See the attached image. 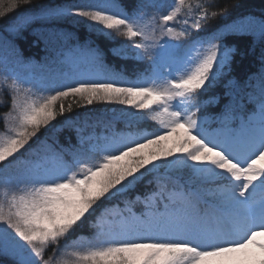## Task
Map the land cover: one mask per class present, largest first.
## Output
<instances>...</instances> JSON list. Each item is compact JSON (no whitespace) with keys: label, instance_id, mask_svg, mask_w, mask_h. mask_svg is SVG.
Returning <instances> with one entry per match:
<instances>
[{"label":"snow or ice","instance_id":"obj_1","mask_svg":"<svg viewBox=\"0 0 264 264\" xmlns=\"http://www.w3.org/2000/svg\"><path fill=\"white\" fill-rule=\"evenodd\" d=\"M26 5L33 0H0V19L20 10L0 34V92L10 96L0 116V257L12 264H264V47L259 70L240 82L229 78L236 48L225 42L247 33L264 45V19L205 31L226 13L213 10L214 0H136L130 11L119 0ZM60 21L110 41L114 59L147 64L128 81L99 45L86 39L67 48L76 37ZM32 23L50 24L33 34L59 45L53 66L39 73L15 43ZM220 84L222 104L214 91ZM94 103L127 106L122 116L159 128L116 131L110 121L104 134H85L94 126L72 114ZM209 106L219 111L209 114ZM66 129L75 145L51 136L30 144ZM174 170H186L184 183ZM145 180L155 189L121 207L119 198ZM85 226L91 235H77Z\"/></svg>","mask_w":264,"mask_h":264},{"label":"trees","instance_id":"obj_2","mask_svg":"<svg viewBox=\"0 0 264 264\" xmlns=\"http://www.w3.org/2000/svg\"><path fill=\"white\" fill-rule=\"evenodd\" d=\"M89 0H33V5H26L25 8H30L37 4H72V3H88ZM119 2L123 3L128 10H131V5L136 2V0H119ZM165 3H168L169 0H164ZM226 9V13L224 17L217 18L215 20L210 21L208 24L204 26V30L208 31L213 26L223 27L224 24H231L233 22H239L241 20H253L255 24L258 26L261 19H264V0H214V9ZM20 10H17L8 17L4 19H0V34L3 33V29L5 25L9 23V21L19 14ZM51 25L48 23H32L28 25L18 37L15 38V43L22 53L23 59L25 62L31 61L35 66V71L37 73L41 71H47L48 67H52V58L55 55L53 52V47L59 48V45L48 44L46 46L45 41L39 38L37 35L33 34L34 29H44L50 27ZM57 27L68 31L73 32L76 39L70 40L67 44V48L74 47L77 43L80 45H84L86 39L92 43V46L99 45L102 50L106 53V63L110 67H114L117 71L123 70L128 81H132L135 79L134 69L142 70L143 67L147 64V61L137 62L135 60H119L111 57L110 53L107 52L110 46H113L110 41L105 40L103 37H98L94 33H90L83 26H78L76 24H72L70 22H57ZM178 26V25H177ZM203 34V33H201ZM195 35V33H194ZM225 42L236 48V53L233 57L231 63V74L229 78H235L237 81H244L249 74L255 73L259 70L260 61L259 55L261 52V48L264 45L261 44L258 35H251L247 33H239L232 34L225 37ZM185 47L188 46V42H185ZM66 50V49H65ZM255 83V81H253ZM251 90V89H250ZM216 94L221 95V104L226 101V98L222 96L224 91L223 85L220 84L214 90ZM9 101L0 98V116L6 111H8ZM219 111V106H209L208 113L215 115ZM79 115L81 121L87 120L89 125L94 126L88 127L86 129V133L92 132L93 130L96 134H104L105 127L104 125L108 122H112V126L116 131L123 130H131L136 131L137 127L140 130L154 131L156 130V125L149 122H140L134 124L131 129L125 127L121 122L114 120L113 113H109V107L104 103H94L91 106H87L84 108L74 109L73 116ZM68 115V114H66ZM63 120V118H59ZM3 129V121L0 120V130ZM46 136L58 137L59 143L65 147L68 146L69 138L71 139V143L75 145L77 143L76 134L74 131L64 130L62 132H56L53 130L52 133L44 134L40 136V140H36L30 142L32 148H36L41 140H44ZM51 142V140H49ZM31 151V149L29 150ZM28 154V153H27ZM25 156L26 153L24 154ZM170 175L176 179L173 174ZM180 183H184L180 180ZM155 189V184H148L147 180L137 184L134 189L130 190L124 197H120L119 201L122 204L124 199L134 200L137 196H140L141 199L146 193H149ZM112 203H117V201H112ZM138 214L143 210V205L137 203L133 208ZM83 234L84 236H90L91 231L85 226L82 229L77 230V235ZM0 261H3V264H12L10 259H4L0 257Z\"/></svg>","mask_w":264,"mask_h":264},{"label":"rangeland","instance_id":"obj_3","mask_svg":"<svg viewBox=\"0 0 264 264\" xmlns=\"http://www.w3.org/2000/svg\"><path fill=\"white\" fill-rule=\"evenodd\" d=\"M63 22H65V21H63ZM67 22H69V21H67ZM78 26H82V25H78ZM87 31L89 32L88 29H87ZM118 40H119V38H118ZM21 71H24V70L21 69ZM0 98L5 99V100L10 102V96H9V93L7 92V90H4V91L0 92ZM106 105L109 107V113H113L112 115L114 116V120H117L118 122H121L125 126L129 125V121H132L133 125L136 124V123H140V122H149V123H153V124L156 125V127H157L156 130L159 128V125L156 124V122H153V121H150V120H143V121L137 122L132 117L122 116L121 113H120V110L121 109H127V106H122V105H117V104H106ZM128 110L136 111L134 109H128ZM145 115H146V113H145ZM156 130H154V131H156ZM0 131H3V129L0 130ZM26 155H28V154L26 153ZM171 174H173L175 177L179 178L183 182H184V180L186 178V170L185 171H176V170H174V171L171 172ZM121 207H123V205Z\"/></svg>","mask_w":264,"mask_h":264}]
</instances>
